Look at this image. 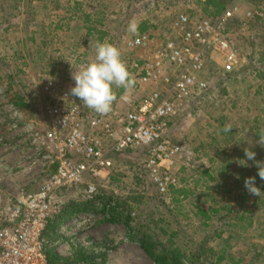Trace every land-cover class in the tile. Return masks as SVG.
Returning a JSON list of instances; mask_svg holds the SVG:
<instances>
[{
	"label": "rangeland",
	"instance_id": "374dc122",
	"mask_svg": "<svg viewBox=\"0 0 264 264\" xmlns=\"http://www.w3.org/2000/svg\"><path fill=\"white\" fill-rule=\"evenodd\" d=\"M186 1L0 0V207L37 191L49 178L44 153L27 130L31 121L39 131L47 128L45 80H55L60 90L74 87L72 72L95 58L98 40L115 45L125 63L153 54L171 36L178 14L205 16L195 1ZM129 2L134 6L129 8ZM227 8L232 16L226 26L241 62L234 72L225 73L208 60L203 73L208 88L177 106L168 129L180 150L173 168L177 185L165 193L158 190L145 167L144 148L113 154L114 168L98 185L100 193H113L120 220L101 221L102 212L89 211L80 212L92 214L83 220L65 219L54 239L57 264H154L130 238L123 222L128 214L133 225L150 224L164 245L172 243L169 237L175 232L173 244L187 254L198 248L200 264H264V180L254 161L242 165L243 149L254 145L256 133L264 128V0H231ZM132 19L138 21L136 34L127 30ZM139 33H148L153 44L128 49L124 41ZM113 90L116 97L135 101L148 88L135 81L128 92ZM19 94L27 103L22 108L9 99ZM226 124H231L230 132L224 131ZM255 146L256 160L264 161V147ZM226 154L231 155L230 164ZM246 169L245 177H255L260 197L247 192L242 176ZM84 187L63 189L59 202L80 203ZM181 187L191 192H178V201H173L172 190ZM196 205L213 218L205 221ZM222 246L227 247L226 258L217 262Z\"/></svg>",
	"mask_w": 264,
	"mask_h": 264
},
{
	"label": "built area",
	"instance_id": "2783aa9c",
	"mask_svg": "<svg viewBox=\"0 0 264 264\" xmlns=\"http://www.w3.org/2000/svg\"><path fill=\"white\" fill-rule=\"evenodd\" d=\"M231 16L230 8L215 19L178 14L162 48L126 62L137 86L150 91L135 101L127 95L116 97L106 115L84 106L69 89L60 90L55 80H45L47 128L39 131L31 121L27 130L43 151L46 165H56V171L37 191L0 207L4 220H0V264H48L47 251H55L56 243L45 232L50 219L63 212L58 193L85 184L84 198L95 199L98 182L114 168L112 153L146 148L145 167L158 190L165 193L177 185L173 168L180 150L170 141L168 129L177 106L208 88L203 77L208 60L225 73L239 66L240 56L226 26ZM152 41L148 33H139L124 43L136 50L150 47ZM14 116L19 118L18 111Z\"/></svg>",
	"mask_w": 264,
	"mask_h": 264
},
{
	"label": "trees",
	"instance_id": "16d2710c",
	"mask_svg": "<svg viewBox=\"0 0 264 264\" xmlns=\"http://www.w3.org/2000/svg\"><path fill=\"white\" fill-rule=\"evenodd\" d=\"M195 1L201 8L202 13L209 18L215 19L216 17L220 16L223 11L228 7V4L231 0H193ZM186 2H190V0H187ZM133 3L129 2L128 7L131 8ZM102 38V37H101ZM2 76H0V81H2ZM199 96V95H198ZM10 101L17 107L22 108L23 106H26L27 103L24 101L21 94H19L18 97H15L12 95L10 98ZM195 99H198L195 97ZM191 100V99H190ZM256 139H259V136L257 135ZM253 146V147H252ZM252 150L256 149L255 144L252 145ZM148 151V149L144 148ZM129 151V150H126ZM124 152V151H122ZM119 153H112L120 154ZM226 154V160L229 161L230 164V156H227ZM228 166V165H227ZM227 166L223 169V171L228 172L229 168ZM56 171V165H51L47 168L48 176L53 174ZM206 174H211L212 172H209L207 169L205 170ZM249 170L246 169L242 176L246 178L245 176L248 174ZM263 188V185H262ZM184 193L187 194L188 192H191L190 188L181 187L180 189H173L172 190V197L173 201H178L176 197V193ZM80 203L74 204H66L63 206V212L59 215L53 216L47 226L46 235L56 239V237L60 236V233L58 231V228L63 223L65 219H68L76 213L82 212V211H89L91 213L96 212L100 213L102 212L104 214V219L101 221H116L120 220L118 218V209L116 199L111 193V191H104L99 192L98 195L95 197V199L92 200H83L79 201ZM72 207V208H71ZM196 210L204 216L205 221L211 220L213 217L210 215L209 211H206L203 208H200L198 205H196ZM126 226L129 228V236L132 240L137 241L141 244L144 251L153 259L154 264H200L199 257L201 253L199 252L198 248H194L193 252H190L187 254V250L184 248L179 247V245L173 244L172 239L175 237L176 233L172 232L171 236L169 237V242H172L169 246L164 245V243L159 238V235L156 232H153L151 229L150 224H138L133 225L132 224V217L128 214L125 217V220L123 221ZM228 222V221H227ZM226 222V223H227ZM231 222V221H230ZM228 225H232L233 223H227ZM222 232V231H221ZM220 234V233H219ZM222 242L226 244V246L229 243L228 238L222 239ZM210 249V248H209ZM210 251V250H209ZM219 255L216 258V261L220 262L225 260L226 258V252L227 247L222 246L220 248V251H217ZM47 257H48V264H57L59 261V256L52 250L47 251ZM229 258V254H228Z\"/></svg>",
	"mask_w": 264,
	"mask_h": 264
},
{
	"label": "clouds",
	"instance_id": "9594fccd",
	"mask_svg": "<svg viewBox=\"0 0 264 264\" xmlns=\"http://www.w3.org/2000/svg\"><path fill=\"white\" fill-rule=\"evenodd\" d=\"M138 21L132 19L128 24V31L132 34L138 32ZM95 58L84 63L77 71L72 72V79L75 86L70 89V94L79 98L84 106L94 110L100 115H106L112 111V106L116 100L113 88H123L130 91L135 84L132 74L128 71L126 63L122 59L121 51L112 43L105 39L99 40L95 44ZM231 124L224 126L225 132H230ZM259 139L255 144L264 147V128L257 133ZM253 147V146H252ZM252 147L243 149L246 160L254 161L258 168L257 175L264 180V161L256 160V153ZM239 179V177H237ZM247 192L252 196H261V190L256 186L255 177H247L244 180Z\"/></svg>",
	"mask_w": 264,
	"mask_h": 264
},
{
	"label": "bare ground",
	"instance_id": "6f19581e",
	"mask_svg": "<svg viewBox=\"0 0 264 264\" xmlns=\"http://www.w3.org/2000/svg\"><path fill=\"white\" fill-rule=\"evenodd\" d=\"M92 214H90V213H77L76 215H74V216H76V218H75V220H74V218H72V217H74V216H72V217H70V218H68L70 221H72V222H74V221H79V220H82L84 217H88V216H91ZM71 219H73V220H71Z\"/></svg>",
	"mask_w": 264,
	"mask_h": 264
},
{
	"label": "crops",
	"instance_id": "0c3cea01",
	"mask_svg": "<svg viewBox=\"0 0 264 264\" xmlns=\"http://www.w3.org/2000/svg\"><path fill=\"white\" fill-rule=\"evenodd\" d=\"M146 88H148V91H150V90H149V87L146 86ZM146 92H147V91H146Z\"/></svg>",
	"mask_w": 264,
	"mask_h": 264
}]
</instances>
